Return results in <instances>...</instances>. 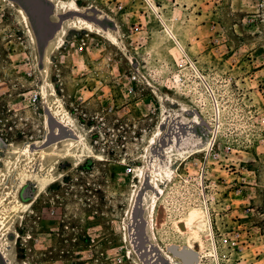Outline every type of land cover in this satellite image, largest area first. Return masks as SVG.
<instances>
[{
  "label": "rangeland",
  "instance_id": "rangeland-1",
  "mask_svg": "<svg viewBox=\"0 0 264 264\" xmlns=\"http://www.w3.org/2000/svg\"><path fill=\"white\" fill-rule=\"evenodd\" d=\"M56 1L0 0V198L30 204L2 211L0 264H171L189 243L199 264H231L237 248L264 264V0H76L77 13ZM79 17L101 32L69 28L57 50ZM49 85L73 125L47 108ZM77 136L98 157L43 154ZM25 146L33 159L14 152ZM56 160L61 177L40 192L31 175ZM195 209L213 237L178 231Z\"/></svg>",
  "mask_w": 264,
  "mask_h": 264
},
{
  "label": "bare ground",
  "instance_id": "bare-ground-1",
  "mask_svg": "<svg viewBox=\"0 0 264 264\" xmlns=\"http://www.w3.org/2000/svg\"><path fill=\"white\" fill-rule=\"evenodd\" d=\"M7 1H9V0H7ZM56 2H57V5H56L57 8L65 10L66 12H73V13L80 12V7H79V5H78L76 0H69V1L57 0ZM20 13L23 15L22 16V17H24L23 19L28 20L26 12L23 9H21V8H20ZM27 22H29V20L25 21L26 25L28 26ZM69 28L78 29V30H86L87 32H89L91 34H98V33L101 32V30L98 27H96L94 23L79 17V18L75 19L74 21H72L70 23V25H68V27H64L59 32V34L57 35V42H56V49L57 50L60 49L61 46L65 43V37L67 35V30ZM28 30H30V29H28ZM167 32H168L169 36L171 37V39L182 50L181 43L177 40L175 35L171 31H169V29L167 30ZM106 35L109 38L113 39V41L117 40L114 37L115 35L113 34V32H107ZM49 86H50V93H48V94L43 93V97H42V99L47 104V108L49 110H51L56 115V117H58V120H59L60 123H64V124L68 123L70 125H73V122H74L73 117L71 116L69 110L66 108V106L63 103V101L59 97V95L57 93V90L52 85H49ZM48 97H51V100L49 102L47 100ZM48 116H49V114H48ZM197 118H198V123L200 124V119H201L200 116H197ZM180 126H182V125H180ZM60 133H62V132H60ZM176 137H178V135ZM183 138H184V136H183ZM81 140H82V136H77V145L73 144V143L65 144L63 146V148L61 149V154L58 153V151L55 150V149H53V150H51L49 152H45L43 154H45L46 156H49V157H54L56 159H57L58 156L60 157V159L61 158L70 159L73 162L74 166H76V167L83 159H89V158H92V157H98L94 153V151L90 150V147H88V146L85 147L84 142H82ZM55 141L56 140H54V142ZM212 142L211 143L210 142L207 143L206 147L199 146V148L197 150L193 151L194 152L193 154L200 153V152H202L204 150H206V151L209 150L210 147L212 146ZM14 152L16 154L21 153L22 155L27 156L28 160L33 159V155H32L31 150L29 149L28 146H25V148H23L20 151H14ZM5 164L7 166H15V165H17V167H18V164L15 163L13 160H6ZM58 164H59V162L56 160L47 169H42L41 173H38L36 175H34V174L31 175V176H34L35 180L39 183L40 192L45 191L49 186L55 184L58 181V179L61 177V175L55 173L56 167H57ZM30 168H31L30 165H26L25 167H21V168L18 169V175H19V177H20V179L22 181H24V180L28 179V177H30ZM3 173H4V171L2 169H0V174H3ZM167 173L169 174V176H172L173 174H175V171L170 169V170L167 171ZM151 184H153V186H155V187H157L158 189L161 190V187H160L159 183H156L154 181V182H151ZM6 197H8V198H6ZM29 206H30V204H26L25 205L19 200V198L17 196V193H16V190H13V191L9 192L7 195L6 194L2 195V197L0 198V227L3 228V226L6 225V220L8 218L7 214H3L2 211L7 210V211H11L12 213L13 212L16 213V212H18V211H20V210H22L24 208H27ZM207 214H208V212L206 213V211H201V210H197V209L191 211V213L188 216V218L184 222H181L182 224H184L185 229H181L180 226H179V224H181V223H179V224H177L178 231L182 235L190 234V235H192L195 238H201L202 236H205L207 239H209L213 233L211 234L212 225L210 224V221H209V218H208L209 215H207ZM8 231L9 230H7V231L5 230L1 234V237L3 239V247L2 248L5 251L4 252V255H5L4 257H6V255H8L6 253L7 248H8V244L5 241ZM212 237H213V235H212ZM176 246L179 247L181 252L185 251L182 246H180L178 244ZM188 248L190 249L191 252H193V253H195L197 255L198 264H199L200 260L202 258L200 252L194 247V244L192 245L191 243H189L188 244ZM214 248H216V247H214ZM167 258L169 259L171 264H182L181 259H179L177 257H174L169 252V250L167 252Z\"/></svg>",
  "mask_w": 264,
  "mask_h": 264
},
{
  "label": "built area",
  "instance_id": "built-area-1",
  "mask_svg": "<svg viewBox=\"0 0 264 264\" xmlns=\"http://www.w3.org/2000/svg\"><path fill=\"white\" fill-rule=\"evenodd\" d=\"M147 2H150L151 0H146ZM133 79L135 80L136 77L133 76ZM207 91L209 92L210 96L212 97L211 94V89L209 90V88H206ZM134 88L131 87L130 92H133ZM201 250V249H200ZM235 253L237 254V258H235V260H233V262L231 264H259V254H257L254 250H244V249H240L237 248L234 250ZM218 255V253H217ZM202 259L200 260L201 263ZM218 264H221V259L218 255Z\"/></svg>",
  "mask_w": 264,
  "mask_h": 264
},
{
  "label": "water",
  "instance_id": "water-1",
  "mask_svg": "<svg viewBox=\"0 0 264 264\" xmlns=\"http://www.w3.org/2000/svg\"><path fill=\"white\" fill-rule=\"evenodd\" d=\"M181 229H185L184 224H179ZM196 249H199L196 245ZM169 252L179 259H181L182 264H198V257L195 253L191 251H180L179 247L176 245L171 246L169 249Z\"/></svg>",
  "mask_w": 264,
  "mask_h": 264
}]
</instances>
